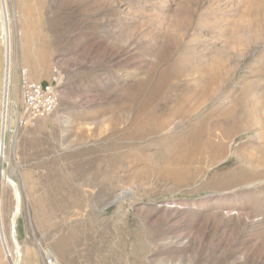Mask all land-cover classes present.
<instances>
[{
    "label": "rangeland",
    "instance_id": "obj_1",
    "mask_svg": "<svg viewBox=\"0 0 264 264\" xmlns=\"http://www.w3.org/2000/svg\"><path fill=\"white\" fill-rule=\"evenodd\" d=\"M0 161L21 264H264V0H0Z\"/></svg>",
    "mask_w": 264,
    "mask_h": 264
},
{
    "label": "built area",
    "instance_id": "obj_2",
    "mask_svg": "<svg viewBox=\"0 0 264 264\" xmlns=\"http://www.w3.org/2000/svg\"><path fill=\"white\" fill-rule=\"evenodd\" d=\"M61 79V75L53 70L49 81L36 82L29 77L27 68L19 70L17 78L18 98L15 118H12V109L8 114V100L4 105V124L6 120H13L17 130L32 128L42 117L52 113L57 106L55 87ZM44 264H56V258L49 252L43 254Z\"/></svg>",
    "mask_w": 264,
    "mask_h": 264
},
{
    "label": "water",
    "instance_id": "obj_3",
    "mask_svg": "<svg viewBox=\"0 0 264 264\" xmlns=\"http://www.w3.org/2000/svg\"><path fill=\"white\" fill-rule=\"evenodd\" d=\"M0 182H4L13 192L14 196V209L13 214L10 220L9 225V238L11 241V246L14 254V262L13 264H21L22 262V253L21 248L17 239L16 233V225L21 213L22 200L20 190L16 182H14L6 173V171L2 168V164H0Z\"/></svg>",
    "mask_w": 264,
    "mask_h": 264
},
{
    "label": "crops",
    "instance_id": "obj_4",
    "mask_svg": "<svg viewBox=\"0 0 264 264\" xmlns=\"http://www.w3.org/2000/svg\"><path fill=\"white\" fill-rule=\"evenodd\" d=\"M32 79H33V78H32ZM33 80H34V79H33ZM35 81H37V80H35ZM39 82H43V83H44V82H47V80H46V81H39Z\"/></svg>",
    "mask_w": 264,
    "mask_h": 264
},
{
    "label": "bare ground",
    "instance_id": "obj_5",
    "mask_svg": "<svg viewBox=\"0 0 264 264\" xmlns=\"http://www.w3.org/2000/svg\"><path fill=\"white\" fill-rule=\"evenodd\" d=\"M202 71V70H201ZM0 164H1V161H0ZM5 184V183H4ZM6 185V184H5ZM7 186V185H6ZM9 240H10V238H9ZM10 243H11V241H10ZM12 251H13V249H12Z\"/></svg>",
    "mask_w": 264,
    "mask_h": 264
}]
</instances>
